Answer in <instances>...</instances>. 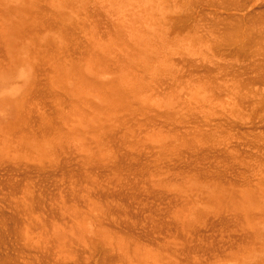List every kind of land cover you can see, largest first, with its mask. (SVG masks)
Returning a JSON list of instances; mask_svg holds the SVG:
<instances>
[{"label": "rangeland", "instance_id": "obj_1", "mask_svg": "<svg viewBox=\"0 0 264 264\" xmlns=\"http://www.w3.org/2000/svg\"><path fill=\"white\" fill-rule=\"evenodd\" d=\"M88 1L0 0V264H264V0Z\"/></svg>", "mask_w": 264, "mask_h": 264}, {"label": "bare ground", "instance_id": "obj_2", "mask_svg": "<svg viewBox=\"0 0 264 264\" xmlns=\"http://www.w3.org/2000/svg\"><path fill=\"white\" fill-rule=\"evenodd\" d=\"M88 1V0H87ZM24 2H26V0H24ZM89 2V1H88ZM35 4V3H34ZM35 6V5H34ZM28 9V8H27ZM25 10V9H24ZM28 11V10H27ZM252 11V10H251ZM26 12V11H25ZM25 12H24V14H25ZM63 14H64V11H63ZM66 14V13H65ZM25 15H27V14H25ZM26 18V17H25ZM25 21V20H24ZM25 25H27V24H25ZM3 28V27H2ZM2 28H1V30H2ZM20 29H22V28H20ZM19 29V30H20ZM18 30V31H19ZM23 30V29H22ZM28 30V29H27ZM3 32V31H2ZM14 34V33H13ZM26 36V35H25ZM32 39V38H31ZM36 39V38H35ZM3 40V39H2ZM8 41V40H7ZM93 53V52H92ZM95 58H96V56H95ZM95 60H97V59H95ZM104 60V59H103ZM100 61V60H99ZM99 63V62H98ZM97 66H99V65H97ZM97 66L95 67V68H97ZM92 67V66H91ZM90 67V68H91ZM89 68V69H90ZM100 68H101V66H100ZM120 68V67H119ZM8 69V68H7ZM98 69V68H97ZM93 71V70H92ZM95 71V70H94ZM51 75V74H50ZM52 77V76H51ZM54 77L56 78V75H54ZM124 79H126V78H124ZM98 87V86H97ZM112 88V86H110V88L109 89H111ZM104 89V88H103ZM115 90V89H114ZM106 92H108V90L106 91ZM101 94V93H100ZM107 95H108V93H107ZM103 96V95H102ZM105 97H107L106 95H105ZM118 100V99H117ZM110 104V103H109ZM90 204V203H89Z\"/></svg>", "mask_w": 264, "mask_h": 264}, {"label": "crops", "instance_id": "obj_3", "mask_svg": "<svg viewBox=\"0 0 264 264\" xmlns=\"http://www.w3.org/2000/svg\"><path fill=\"white\" fill-rule=\"evenodd\" d=\"M245 264H247V262Z\"/></svg>", "mask_w": 264, "mask_h": 264}]
</instances>
